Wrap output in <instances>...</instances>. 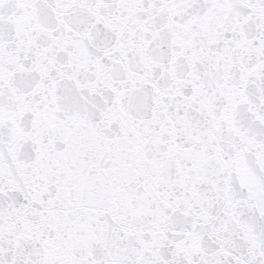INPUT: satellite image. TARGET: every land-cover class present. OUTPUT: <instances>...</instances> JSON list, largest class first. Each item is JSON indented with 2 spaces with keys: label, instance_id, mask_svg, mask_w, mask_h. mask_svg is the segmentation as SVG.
<instances>
[{
  "label": "snow or ice",
  "instance_id": "1",
  "mask_svg": "<svg viewBox=\"0 0 264 264\" xmlns=\"http://www.w3.org/2000/svg\"><path fill=\"white\" fill-rule=\"evenodd\" d=\"M0 264H264V0H0Z\"/></svg>",
  "mask_w": 264,
  "mask_h": 264
}]
</instances>
